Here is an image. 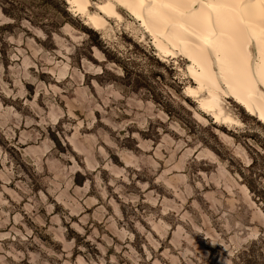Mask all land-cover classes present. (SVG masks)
<instances>
[{
    "label": "rangeland",
    "instance_id": "374dc122",
    "mask_svg": "<svg viewBox=\"0 0 264 264\" xmlns=\"http://www.w3.org/2000/svg\"><path fill=\"white\" fill-rule=\"evenodd\" d=\"M65 2L73 22L0 0V264H239L249 239L257 253L264 122L226 95L239 124L201 110L189 61L162 58L128 11L95 30Z\"/></svg>",
    "mask_w": 264,
    "mask_h": 264
},
{
    "label": "bare ground",
    "instance_id": "6f19581e",
    "mask_svg": "<svg viewBox=\"0 0 264 264\" xmlns=\"http://www.w3.org/2000/svg\"><path fill=\"white\" fill-rule=\"evenodd\" d=\"M68 2L95 30L123 22L120 9L128 11L162 58L189 61L196 86L186 92L205 91L199 107L216 122L241 121L223 107L224 95L264 122V0H103L94 11L93 0Z\"/></svg>",
    "mask_w": 264,
    "mask_h": 264
},
{
    "label": "trees",
    "instance_id": "16d2710c",
    "mask_svg": "<svg viewBox=\"0 0 264 264\" xmlns=\"http://www.w3.org/2000/svg\"><path fill=\"white\" fill-rule=\"evenodd\" d=\"M53 6L62 14H64V16L66 18H68L71 22H73V17L70 13H68L67 10V3L65 2V0H49ZM10 16H15L14 14H11ZM16 18V17H14ZM82 28L86 29L90 34L95 35L96 32L92 29L87 28L86 26H82ZM125 70H126V76L123 79H128L131 77V74L133 73V69H129L127 66H125ZM139 74V73H138ZM137 74V75H138ZM138 80V79H137ZM136 80V81H137ZM135 81V82H136ZM55 140L57 141V137H54ZM58 142V141H57ZM78 184H82L81 181H79ZM253 190V189H252ZM254 191V190H253ZM256 193V192H255ZM259 195L255 196L256 198H258L259 202L262 203V201L264 202V194L261 193L259 191L258 193ZM261 194V195H260ZM257 245V241H255L254 239H249L246 240L243 243V248L240 249L237 254H236V258H239V264H264V238H262L260 240V245H259V251L256 253L254 251L253 248H249V246L251 244ZM249 245V246H248ZM25 264H30V263H25Z\"/></svg>",
    "mask_w": 264,
    "mask_h": 264
}]
</instances>
